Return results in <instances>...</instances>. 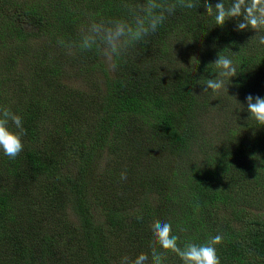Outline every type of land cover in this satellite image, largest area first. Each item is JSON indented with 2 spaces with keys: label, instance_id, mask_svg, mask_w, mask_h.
Returning a JSON list of instances; mask_svg holds the SVG:
<instances>
[{
  "label": "trees",
  "instance_id": "16d2710c",
  "mask_svg": "<svg viewBox=\"0 0 264 264\" xmlns=\"http://www.w3.org/2000/svg\"><path fill=\"white\" fill-rule=\"evenodd\" d=\"M1 2L14 15L0 16V108L21 118L24 147L15 159L0 151V264H123L141 253L151 264L156 220L172 225L181 248L204 243L199 236L206 242L215 228L221 264H264V219L248 217L245 232H229L233 215L264 191V127L248 120L246 101L264 98V52H244L258 43L254 32L216 29L204 4L218 0H193L111 67L95 49L69 54L67 46L92 21L131 23L130 8L145 0ZM173 29L196 45L170 55L185 37ZM225 48L237 76L211 101L201 78H215L206 68ZM137 198L142 214L128 212ZM200 215L217 225L187 227Z\"/></svg>",
  "mask_w": 264,
  "mask_h": 264
},
{
  "label": "clouds",
  "instance_id": "9594fccd",
  "mask_svg": "<svg viewBox=\"0 0 264 264\" xmlns=\"http://www.w3.org/2000/svg\"><path fill=\"white\" fill-rule=\"evenodd\" d=\"M177 7L193 9L196 7L193 0H145L138 6L139 11L130 8L132 22L115 19L107 23L92 21L81 30L80 39L77 43L68 45L69 54H75L72 50L80 52L95 49L111 67H115L114 58L119 57L124 50L133 44L142 41L150 33L156 32L167 19L168 15L175 12ZM208 16L212 17L217 27H223L229 20H235V30L244 32L251 30L255 35L250 39L258 41L264 46V0H218L213 6L211 3L204 4ZM63 43V41H61ZM223 51L217 53V58L209 67L215 70V78L204 79L203 94L211 90L213 95L221 91L228 93V85L233 77L237 76L236 66L229 56ZM190 63L198 64L196 56L190 58ZM236 102V98L232 97ZM248 120L264 127V98L246 97ZM238 103V102H237ZM242 106V105H241ZM9 123L13 124L19 133L9 130ZM24 133L21 118L8 108H0V151L10 159H15L23 151L21 135ZM255 157H253L254 159ZM126 173H121V179H126ZM153 240L151 242V264H163L165 253L176 254L183 264H221L217 255L216 246L222 242V236L210 237L204 244L186 243L182 248L178 245L179 237L172 234V225L168 222L156 220L151 225ZM149 257L141 253L134 260L124 258L123 264H147Z\"/></svg>",
  "mask_w": 264,
  "mask_h": 264
},
{
  "label": "rangeland",
  "instance_id": "374dc122",
  "mask_svg": "<svg viewBox=\"0 0 264 264\" xmlns=\"http://www.w3.org/2000/svg\"><path fill=\"white\" fill-rule=\"evenodd\" d=\"M5 1L6 2H9L11 0H5ZM14 1H16V0H14ZM11 15H14V12L12 10H10L9 7L3 6L2 5V2L0 0V16H11ZM235 23H236L235 20H229L228 21V26H226V24H225L224 27H222V28L221 27H217L216 29H218V30L223 29L224 30V28L225 29H228L229 28V29H231V31H236L235 30ZM48 27H49L50 30H52V27L51 26H47L46 27L47 31H48ZM25 29H27L28 31H31V26L25 27ZM46 29H45V31H46ZM47 31L45 32V35L47 34ZM34 32H38V29H37V26L36 25H35ZM39 33L42 35L44 32H39ZM242 33H245V31L242 32ZM176 34L177 35H183V36H185L184 37V42H180L179 40L178 41H174L175 44L173 46H171V49L169 48V50H168L169 53H170V55H175V53L181 54L183 52L182 51V48L191 49L193 46L196 45V42L195 41L190 40L192 37L190 35H188V33H186V31L180 33V32H178L177 29H173V35H176ZM45 35H42L41 36V38L43 40L45 39ZM177 42H178L179 45H176ZM236 46L239 47V42L235 45V47ZM251 51H252V53L254 51L264 52V46H261V45H259L256 42L255 43H250L249 48H245L244 49V52L247 53V54H250ZM185 55H186V57H188V52L185 51ZM196 56H199V55H196ZM178 57H179V55H178ZM262 77L264 78V68L262 70ZM68 82L71 84L72 87H74V80H69ZM237 94H238V91H232L231 90V93L230 94H226V96H228V97H235ZM215 96L216 95L213 96V98L211 99V101H213L215 99ZM223 96H224V94H221V98ZM233 101H234V99H233ZM261 192L263 193V196L261 197V201L256 202V200H255L256 203L253 202V205H251L250 207H248V206L245 207V213H244V211H242L241 214L239 213V214L233 215L235 217V219H234V221L230 222V225H231V227H229V230H230L229 232L230 233H233L234 230H236V229H241L240 231L245 232L243 229H246L247 230L249 228L248 223L246 222V220L248 219V217L254 216L257 219H264V208L262 207V204L264 202V191H261ZM253 194L255 196V193L254 192H253ZM248 196H251V194H248ZM151 201H154L153 205L157 202L156 199H152V198H151ZM142 203H144V199L137 198V200H135V202L133 203V205L132 206H129L128 212H134L135 214L141 213L140 212L141 211L140 210V207H141V204ZM216 211H217V213H218V215L220 217V216L223 215V213H226V208L224 207L223 204H221L220 202H218L216 204ZM199 217L201 219H198L197 220L198 221V224L196 222H190V223H188L187 227L188 226H193V228L195 229V227L197 225H202V226L209 227V228L210 227H213L212 226L213 224L217 225L216 221L213 222L211 220H208L207 219V216H201L200 215ZM174 220L176 221V219H174ZM226 227H227L226 224H225L224 227L221 225L219 227V230L220 231H224V228H226ZM178 229H180V227ZM214 229L215 228H213L212 230H214ZM212 230L211 231H208L207 230V233H209L210 237L216 236V233L213 234L212 233ZM179 231H180L179 232L180 236L183 237V238H187L191 234L190 231L187 232L188 231V228L187 229H184L183 228V229H181ZM242 232H239V235L243 239V237L245 236V234L242 233ZM198 239H200L204 243L207 242V241L205 242L200 236H199ZM236 241H239L240 242V239L236 238ZM242 242H244V240ZM190 243H191V241H190ZM204 243H202V244H204ZM221 246H222V242L219 245L216 246V250H217L218 257L222 253V249H220ZM165 254H166V257H169L170 256L171 258H174V260H175L174 264H183V262L180 260V258L176 254L171 253V252H167Z\"/></svg>",
  "mask_w": 264,
  "mask_h": 264
}]
</instances>
